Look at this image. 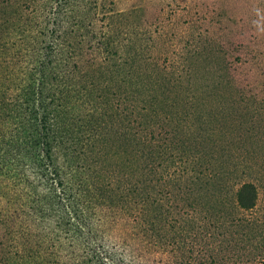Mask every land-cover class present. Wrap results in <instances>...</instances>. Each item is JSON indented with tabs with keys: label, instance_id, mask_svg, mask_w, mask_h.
<instances>
[{
	"label": "rangeland",
	"instance_id": "374dc122",
	"mask_svg": "<svg viewBox=\"0 0 264 264\" xmlns=\"http://www.w3.org/2000/svg\"><path fill=\"white\" fill-rule=\"evenodd\" d=\"M23 1L0 0V35H8L10 41L28 36L20 32L19 25L3 24L6 17L19 24L16 15ZM75 6L70 14L84 17L81 58L90 69L82 84L87 78L105 88L91 89V98L76 101L74 113L82 118L93 113L90 121L84 119V130L74 136L77 148L55 150L68 180L76 185L79 179L90 178L115 185V179H129L131 163L140 167V155L151 133L141 130L127 112L133 73V81L143 84L146 95L162 101L158 138L167 139V131L173 130L174 140L191 142L205 163L221 158L228 164L209 174L210 184L202 183L210 190L220 183L226 185L216 200L206 198L208 203L219 201L218 218L214 207L213 212L203 211L211 215L203 219L204 214L193 211L183 199L162 196V210L167 215L163 219L172 215L181 226L193 224L194 231L202 232L197 245L185 235L179 238L187 247L191 245L193 264L264 260V174L254 169L244 172L242 164L250 157L257 165L264 163V0H75ZM104 33L114 39L116 52L109 60L104 59L107 53L99 43L92 49L87 41L99 42ZM132 49L136 54L130 56ZM99 66L88 78L91 69ZM81 121L77 120L76 128ZM232 146L235 152L230 154ZM246 179H253L259 190L252 209L229 203ZM5 192L1 187L0 264H14L13 198L11 189ZM248 192L243 193L250 195ZM199 222L203 226L196 228Z\"/></svg>",
	"mask_w": 264,
	"mask_h": 264
},
{
	"label": "trees",
	"instance_id": "16d2710c",
	"mask_svg": "<svg viewBox=\"0 0 264 264\" xmlns=\"http://www.w3.org/2000/svg\"><path fill=\"white\" fill-rule=\"evenodd\" d=\"M22 4L16 15L19 24L9 17L3 24L19 25L29 37L22 35L16 42L0 35V189L12 191L14 264H193L191 245L179 238L185 235L197 245L202 232L194 231L193 224L181 226L172 215L163 219L162 196L183 199L193 211L204 214L203 219L211 217L203 211L213 212V207L220 217L219 201L208 203L206 198H215L226 185L210 190L202 183L210 184L209 174L228 165L227 161L208 159L206 164L195 145L174 140L173 130L167 131L168 141L158 138L162 101L146 95L132 73L127 112L141 130L151 133L140 167L131 163L129 179H115V185L84 177L76 185L69 181L55 150L77 148L74 136L84 130V119L90 121L93 113H85L84 118L74 113L76 101L91 98V89L105 85L87 78L82 84L90 69L81 58L84 17L70 14L76 9L75 0H24ZM112 37L104 33L99 42L87 41L92 49L99 43L109 60L116 52ZM134 54L132 49L130 56ZM99 68H92L88 78ZM77 120H82L79 128ZM258 163L253 157L245 159L244 172L254 169L264 174V163ZM258 193L257 183L246 179L229 203L252 209ZM201 226L199 222L196 228ZM241 264H264V260Z\"/></svg>",
	"mask_w": 264,
	"mask_h": 264
}]
</instances>
